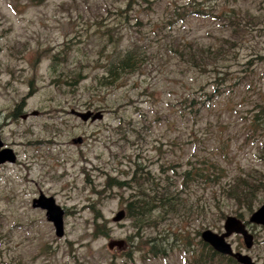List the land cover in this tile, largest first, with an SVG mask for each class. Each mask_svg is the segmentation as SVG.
<instances>
[{
  "label": "rangeland",
  "instance_id": "rangeland-1",
  "mask_svg": "<svg viewBox=\"0 0 264 264\" xmlns=\"http://www.w3.org/2000/svg\"><path fill=\"white\" fill-rule=\"evenodd\" d=\"M184 7L194 12L178 19ZM134 45L145 53L142 67L98 86L111 53ZM191 54L204 55L202 68ZM258 105L264 0H0V139L16 155L0 164V264H199L202 230L220 233L227 215L241 212L246 222L250 214L221 185L246 172L264 177ZM72 109L103 117L83 122ZM202 159L222 166L220 184H188L177 214L140 228L112 220L134 190L110 187L109 176L123 180L138 163L181 189L180 174ZM39 192L64 209L63 237L32 207ZM93 210L109 237L91 233ZM247 226L250 249L239 235L228 241L264 264V226ZM157 232L164 254L147 241ZM111 240L127 243L109 249Z\"/></svg>",
  "mask_w": 264,
  "mask_h": 264
},
{
  "label": "trees",
  "instance_id": "trees-1",
  "mask_svg": "<svg viewBox=\"0 0 264 264\" xmlns=\"http://www.w3.org/2000/svg\"><path fill=\"white\" fill-rule=\"evenodd\" d=\"M178 19H183L190 12L187 7L180 10H176ZM195 12H199L196 10ZM202 12V11H201ZM192 52V51H191ZM189 52V53H191ZM210 51H206L204 54H208ZM145 53L138 49V46L127 47L125 49L112 52L103 64V72L97 76L96 83L101 88H111L116 83L123 80L128 74H133L138 71L145 59ZM192 62L197 64L196 67L202 68L204 55L200 59L195 58L192 54ZM211 57V54L206 55L205 58ZM212 94L206 93L204 98L197 101L195 97L191 99L189 112L196 111L198 104H202L205 100H208ZM257 111L254 115L256 123L264 122V107L262 105L257 106ZM134 170L129 176H125L123 180L117 177L109 176L107 184L110 187L130 188L134 190L132 194L133 199L128 200L125 206L126 218H129L133 222V226L137 225V228L144 227L149 224L150 219H161L169 214H177L179 212L178 205L180 193L187 190L188 184H220V171L223 170L216 161H208L202 159L198 162V165L192 164L185 169L181 175V189H178L175 185L179 182L173 181L168 175L165 177H153L150 171H144L138 163H134ZM167 171V169H166ZM176 172V171H175ZM164 173V171H162ZM177 175V173H176ZM175 178V177H174ZM148 184V186L145 184ZM173 181V182H172ZM223 194L231 199L234 203L244 207L248 212H252L254 205L261 204L264 199H259L261 193L264 194V177L254 172H246L245 175H236L232 179H229L225 184L221 185ZM256 205V206H257ZM94 209V208H93ZM94 211V219L92 221L93 230L92 234H101L104 237H109L110 228L107 226V219L99 215L96 210ZM153 213L156 215L153 217ZM242 215L238 213V217ZM247 224V221L245 222ZM158 237L147 236V241L150 243L151 252L153 254L163 253L166 249L167 240L163 238L160 232ZM141 236V230L138 232ZM129 239V237H128ZM146 241V242H147ZM127 243V240L125 241ZM172 246V244H170ZM201 252L197 253L196 261L199 264H239L234 258L223 255L212 249L210 245L203 242L200 239ZM126 255L127 252H125Z\"/></svg>",
  "mask_w": 264,
  "mask_h": 264
},
{
  "label": "water",
  "instance_id": "water-1",
  "mask_svg": "<svg viewBox=\"0 0 264 264\" xmlns=\"http://www.w3.org/2000/svg\"><path fill=\"white\" fill-rule=\"evenodd\" d=\"M71 113L79 117L82 121H95L103 117L101 111H77L71 110ZM74 143H80L81 137L72 140ZM3 143L0 139V164L6 161L14 162L16 159L15 153L10 148L2 147ZM31 205L33 208H40L45 211L46 220L53 225L54 234L61 238L64 236V209L58 205L53 196H46L42 192L36 198L32 199ZM125 217V210L120 209L112 217L114 222H121ZM248 223L264 226V203L254 209L248 217ZM231 235H239L243 241L245 249H250L254 244V235L248 229L246 223L237 216L227 215L223 222V231L218 233L209 228L201 231L200 238L203 242L210 245L215 251L220 254L234 258L239 264H256L252 257L241 250H235L228 241ZM125 245L124 240H111L108 242L109 249H122Z\"/></svg>",
  "mask_w": 264,
  "mask_h": 264
}]
</instances>
